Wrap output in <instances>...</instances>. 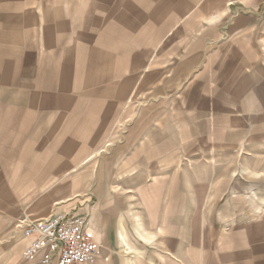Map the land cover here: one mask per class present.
<instances>
[{"label":"crops","instance_id":"crops-1","mask_svg":"<svg viewBox=\"0 0 264 264\" xmlns=\"http://www.w3.org/2000/svg\"><path fill=\"white\" fill-rule=\"evenodd\" d=\"M262 2L252 11L257 12ZM182 5V0H0V167L8 178L5 182H13L9 191L0 186L8 194L0 201L1 208L8 205L13 216L12 221L0 217V264H45L44 251L32 260L24 256L36 236L18 226L13 237V224L23 214L29 222L66 213L88 215L89 229L100 246L98 257L88 264H140L141 256L126 254L134 252L131 247L126 253L118 250L129 211L116 201L89 203L87 190L96 168L90 161L109 145L101 156L105 167L97 181L102 183L113 170L123 174L150 166L151 151L156 152L152 160L165 159V131L160 125L151 128L150 122L166 118L167 103H183L192 118L210 104L231 103L236 95L238 103L249 104L237 107L239 116L253 117L255 131L264 133L261 49L257 42L250 49L241 42L257 36L261 26L256 24L262 17L255 12L237 15L228 28L239 33V58L244 59L248 50L254 61V83L247 87L245 81L252 74L226 69L229 59L200 63L197 48H183L181 29L192 32L197 17L183 21ZM214 30L209 27L201 37L210 32L214 36ZM224 38L223 43H229ZM138 104L142 107L135 114ZM127 118L137 122L120 127ZM190 128L184 131L197 134ZM158 138L162 143L156 142ZM54 178L72 179L38 194V187ZM8 230L12 233L6 239ZM180 230L176 222L166 229L174 246ZM260 243L250 256L252 264H264V239ZM244 246L238 243L239 253ZM161 256L150 261L163 264ZM169 257L173 264H181L175 254ZM246 257L237 254V264ZM49 264L57 262L52 259Z\"/></svg>","mask_w":264,"mask_h":264},{"label":"rangeland","instance_id":"rangeland-1","mask_svg":"<svg viewBox=\"0 0 264 264\" xmlns=\"http://www.w3.org/2000/svg\"><path fill=\"white\" fill-rule=\"evenodd\" d=\"M182 1L183 21L187 16L197 17L192 32L181 29L183 48L189 45L197 48L200 63L212 62L214 58L217 63L229 59L227 63L230 64L226 65V69L233 71L236 68L237 72L244 69L245 73L252 74L245 81L247 87H252L254 61L248 55V50L244 59L243 56L239 58V33H231L228 28L234 16L254 13L253 6L259 0H191V4L186 3L188 0ZM262 1L261 7L254 13L262 17V21L256 24L261 29H258L257 36L251 34L241 38V42L245 49H250L257 42L256 45L261 49L260 60L264 64ZM212 20L214 25L211 24ZM212 26L215 28L214 36L213 32L209 34L214 38L201 37ZM189 34L193 36L188 38ZM223 36L229 43H223ZM204 68L210 71L217 67ZM230 83L232 87L234 80L231 79ZM185 105L190 106L188 103ZM248 105L238 103V96L235 95L231 96V103L210 104L207 114L202 110L190 118L183 109V103H167L166 118L159 121L151 119L150 122L151 128L160 125L165 131V159L159 162L152 160L156 152L151 151L150 166L133 167V170L123 174H116L113 170L102 183L98 182L101 178L99 174L105 167L101 156L108 153L109 145L104 146L100 154L90 161L96 168L95 178L89 183V189L86 188L89 203L96 206L100 204L99 200L116 201L123 210L129 211V219L120 232L123 233L118 249L121 253L131 247L134 252L125 253L141 256L140 264H162L150 261L158 254L163 255V264H173L169 259L172 254L180 257L181 264H237V254L248 257L241 264H252L250 256L258 250L262 245L261 239H264V133L255 131L253 117L239 116L237 107ZM141 107L142 104H138L134 113L137 114ZM128 121L133 123L137 119H124L119 126L126 127L125 122ZM189 127L197 134L189 135V132L184 131ZM181 131L183 133L179 135L177 132ZM116 137L122 141L123 136ZM158 140L162 143L159 138L156 142ZM100 163L102 166H99ZM140 178L143 180L140 181ZM0 179L4 180L0 186L3 185L9 191L13 182H5L8 178L3 167H0ZM65 179L72 178H54L52 182H45L38 187V194L51 185L56 190ZM79 187L75 184L74 189L78 191ZM0 193V201L3 202L8 194L1 189ZM5 202L7 205L9 200ZM8 209V205L6 209L0 205V217L12 221L13 216L9 215ZM24 215L15 220L13 237L19 231L17 223ZM173 222L180 225L181 229L180 243L177 239L176 246L169 238L170 232L166 231ZM10 233V230L5 232L6 239ZM239 242L245 245L240 248V253L237 249ZM102 249L105 250L103 246Z\"/></svg>","mask_w":264,"mask_h":264},{"label":"built area","instance_id":"built-area-1","mask_svg":"<svg viewBox=\"0 0 264 264\" xmlns=\"http://www.w3.org/2000/svg\"><path fill=\"white\" fill-rule=\"evenodd\" d=\"M17 226L36 236L24 251L28 260L44 251L41 261L45 264L52 259L57 264H88L99 255L100 246L89 229L87 214H57L29 222L21 219Z\"/></svg>","mask_w":264,"mask_h":264}]
</instances>
